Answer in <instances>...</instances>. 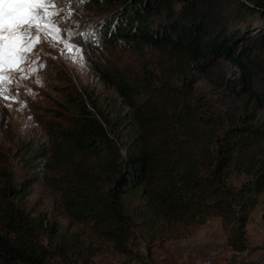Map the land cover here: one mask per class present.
I'll return each instance as SVG.
<instances>
[{
	"label": "trees",
	"instance_id": "16d2710c",
	"mask_svg": "<svg viewBox=\"0 0 264 264\" xmlns=\"http://www.w3.org/2000/svg\"><path fill=\"white\" fill-rule=\"evenodd\" d=\"M105 2L111 16L102 28L104 40L155 49L163 77L142 87L123 75L103 74L125 106L113 118L102 115V123L80 111L63 133L69 148L51 168L67 216L122 252L137 235L183 240L219 217L228 246L244 253L249 216L264 198V94L253 92L254 82L264 77V27L256 37L250 25L242 26L257 19L264 26V0ZM221 61L240 75L224 91L236 99L243 90L255 96L253 102L242 99L239 115L225 121L192 100L194 85ZM115 136L126 139L127 152ZM233 176L243 177L239 187L229 184ZM5 181L0 264H52L43 243L57 240L62 229L18 204L32 180Z\"/></svg>",
	"mask_w": 264,
	"mask_h": 264
},
{
	"label": "rangeland",
	"instance_id": "374dc122",
	"mask_svg": "<svg viewBox=\"0 0 264 264\" xmlns=\"http://www.w3.org/2000/svg\"><path fill=\"white\" fill-rule=\"evenodd\" d=\"M69 9L71 16L63 27H73V39L81 45L80 51L66 52L63 43L50 45L41 35L42 42L31 63L25 65L27 78L21 81L19 74L5 72L3 75H11L12 80L3 82L2 89L11 99L0 97V184L7 180L8 184L20 185L32 180L18 204L31 217L44 216L62 229L57 240L43 243L44 249L50 251V262L264 264V198L249 216L245 227L248 249L244 253H236L228 246L219 217H210L192 236L183 240H153L137 235L128 252L99 237L89 226L69 219L59 182L51 168V161L69 148L63 133L73 128L80 111L86 110L102 123V115L113 118L116 108L125 106L115 91L102 81L104 73L123 75L128 83L135 82L142 87L150 81L156 85L163 77L158 64L161 58L155 49L104 40L102 28L111 16L105 0H56L54 11L67 15ZM227 15L231 25L236 26L234 14L233 17L231 12ZM262 21L250 20L242 28L245 30L250 25V33L260 36L264 27ZM262 46H259V59L264 63V43ZM29 67L32 71H28ZM239 79L235 68L221 61L207 79L194 85L192 100L223 121L231 115H239L242 99L255 101V96L244 90L237 99L224 91L223 86L235 85ZM253 92L264 94L263 76L254 82ZM115 138L127 152L126 139ZM242 180L243 177L233 176L229 184L239 187Z\"/></svg>",
	"mask_w": 264,
	"mask_h": 264
},
{
	"label": "snow or ice",
	"instance_id": "6c2138e0",
	"mask_svg": "<svg viewBox=\"0 0 264 264\" xmlns=\"http://www.w3.org/2000/svg\"><path fill=\"white\" fill-rule=\"evenodd\" d=\"M55 8L56 0H0V97L11 99L2 89L3 82L12 80L11 75H3L5 72L19 74L21 81L27 78L25 65L31 63L41 35L50 45L63 43L66 52L80 51L81 45L73 39V27H63L71 9L62 15Z\"/></svg>",
	"mask_w": 264,
	"mask_h": 264
},
{
	"label": "built area",
	"instance_id": "2783aa9c",
	"mask_svg": "<svg viewBox=\"0 0 264 264\" xmlns=\"http://www.w3.org/2000/svg\"><path fill=\"white\" fill-rule=\"evenodd\" d=\"M207 264H209V263L207 262Z\"/></svg>",
	"mask_w": 264,
	"mask_h": 264
}]
</instances>
